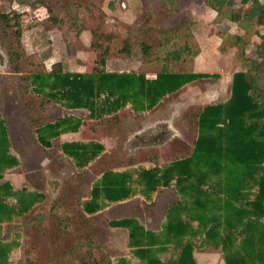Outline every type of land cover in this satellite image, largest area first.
<instances>
[{
  "label": "rangeland",
  "instance_id": "rangeland-1",
  "mask_svg": "<svg viewBox=\"0 0 264 264\" xmlns=\"http://www.w3.org/2000/svg\"><path fill=\"white\" fill-rule=\"evenodd\" d=\"M100 1L102 9L97 11H91L90 5L84 3L79 24L73 25L70 16L56 4L50 12L41 0H0V14L13 10L21 13L23 45L19 60L23 71L18 74L12 67L7 53L9 44L0 26V113L8 126L11 150L20 160L17 167L4 173L0 183L7 180L14 189L26 188L47 196L28 213L4 223L12 244L9 264H117L122 258L133 262L128 229L112 227L110 221L135 217L145 227L161 229L166 223V206L184 195L188 198L186 191L184 194L176 184L148 192L139 172L191 154L199 135L194 113L230 96L233 74L247 67V57H257V46L264 35V26L231 22L225 17L227 9L218 16L206 0H179L177 15L162 12L163 0H142L133 23L124 0H115V4ZM230 2L241 13L250 7L242 0ZM150 8L154 30L146 35L149 41L159 45V32L173 29L182 40L190 38L192 45L202 44L207 49V57L201 54L197 64L196 57L188 56L182 61H170L166 67L181 72L197 69L217 78L185 85L152 109L135 110L128 103L117 113L101 118L91 117L87 109H71L53 101L41 114L44 121L71 116L79 119L81 125L76 131L62 132L50 147L42 145L24 115L25 95L36 102L40 100L30 82H26L28 74L49 72L56 62H61L65 70L90 72L103 50L94 48L92 41L101 40L107 45V35L115 40L107 55V70L157 72L162 63H150L139 46L133 47L132 55L117 50L132 24H143ZM51 16L62 18V22ZM238 46L243 47L244 57L238 56ZM75 139L101 141L105 149L81 169L60 148L63 141ZM107 169L130 173L132 193L118 202L101 198L100 210L84 217L81 204ZM66 224L69 230L65 232ZM208 253H198L201 264L222 262L221 254L217 253L219 258H210L212 254Z\"/></svg>",
  "mask_w": 264,
  "mask_h": 264
},
{
  "label": "trees",
  "instance_id": "trees-1",
  "mask_svg": "<svg viewBox=\"0 0 264 264\" xmlns=\"http://www.w3.org/2000/svg\"><path fill=\"white\" fill-rule=\"evenodd\" d=\"M163 1L162 12L179 13V0ZM41 2L50 12L52 6L58 5L70 16L73 25L79 24L84 3L90 5L91 11L102 9L100 0ZM242 2L250 5L244 13L233 9L230 0H206L218 16L227 9L225 17L231 22L240 26L244 23L264 26V2ZM149 11L143 24L139 27L132 24L122 45L116 47L118 52L132 55L137 45L150 63H162L155 78L133 70H107V55L115 43L112 35L106 36L107 45L101 40L92 41L94 48L103 50L90 72L65 70L61 62H56L49 72L28 74L26 82H30L40 100L36 102L25 95L24 115L42 145L50 147L52 140L62 132L77 130L81 125L80 120L71 116L44 121L41 114L53 101L71 109H87L91 117L101 118L117 113L128 103H132L135 110L152 109L185 85L213 76L217 78L206 72L168 69V62L182 61L188 56L195 58L200 48L192 45L190 38L182 40L173 29L159 32V45L149 41L146 35L154 30L151 26L153 9ZM21 18L16 10L0 14V26L9 44L7 53L18 74L23 71L19 65L23 52ZM51 18L62 20L58 16ZM261 38L257 57H247V67L233 74L230 96L223 102L198 108L194 113L199 135L191 154L165 166L140 170L139 177L148 192L176 184L188 194V198L184 195L166 206V223L162 230L146 229L135 217L110 221L112 227L128 229L132 256L140 263L198 264L194 252L212 250L221 252L226 264H264V35ZM243 53V47H239L238 56L244 57ZM11 148L8 126L0 113V178L20 164ZM60 148L83 169L98 158L105 147L97 141H71L63 142ZM131 193L130 174L107 169L100 181L93 184L90 200L81 204L82 214L85 217L99 211L101 198L118 202ZM46 198L44 192L14 189L7 180L0 183V264H9L12 246L4 223L28 213ZM63 229L68 231L69 224ZM117 264L132 263L122 258Z\"/></svg>",
  "mask_w": 264,
  "mask_h": 264
},
{
  "label": "crops",
  "instance_id": "crops-1",
  "mask_svg": "<svg viewBox=\"0 0 264 264\" xmlns=\"http://www.w3.org/2000/svg\"><path fill=\"white\" fill-rule=\"evenodd\" d=\"M114 1V2H113ZM109 4H112V3H116L115 2V0H109ZM123 5L124 6H127L126 7V11H129V12H131L130 14L132 15V22L131 23H133L134 22V19H136V17L138 16V11L140 10V7H142V0H124L123 1ZM227 19V18H226ZM199 48H200V53L196 56V59H195V63L194 64H197V62H198V58H199V56L202 54V57H207V55H208V53H207V49H204V46L202 45V44H200V46H199ZM201 49H202V51H201ZM147 66V65H146ZM135 69V68H134ZM77 71H81V70H77ZM128 71H131V70H128ZM83 72V71H82ZM194 72H200V71H197V69H196V71H194ZM146 75H148V76H150V77H148V78H155V76H156V72L155 71H153V72H151L150 74H146ZM232 78H233V76H232ZM231 81H232V79H231ZM63 117H65V116H63ZM74 119H76V118H74ZM79 120V119H78ZM68 131H76V130H68ZM66 132V131H65ZM71 141H81V142H89V141H86V140H81V139H75V140H66V141H63V142H71ZM62 142V143H63ZM97 142H100V143H102L103 144V142H101V141H97ZM61 143V144H62ZM104 145V144H103ZM104 147H105V145H104ZM105 149V148H104ZM62 151V150H61ZM62 153H63V151H62ZM64 154V153H63ZM116 171V170H115ZM119 172H122V171H119ZM123 172H125V171H123ZM103 174V173H102ZM130 174V173H129ZM101 177H102V175H101ZM92 189V188H91ZM90 198H91V192H90V196L85 200V201H88V200H90ZM141 223V222H140ZM146 229H149V230H152V231H156V232H159V231H161L162 230V228L161 229H153V228H149V227H146ZM128 241H129V236H128ZM201 252H204V253H208V254H212V255H210V258H219L220 257V255H218L217 253H219V254H221L222 256H223V254L221 253V252H218V251H212V250H209V251H199V250H196L195 252H194V256H195V258H196V260H197V263L198 264H201L200 262H199V257H198V253H201ZM134 260H133V262H131L132 264H134L135 262H137V264H142V263H140V261H139V259L138 258H133ZM218 264H226V262H225V260H224V257H223V260H222V262H219Z\"/></svg>",
  "mask_w": 264,
  "mask_h": 264
}]
</instances>
